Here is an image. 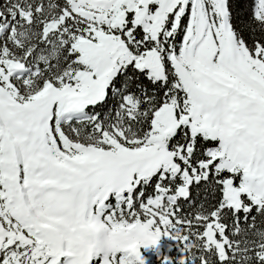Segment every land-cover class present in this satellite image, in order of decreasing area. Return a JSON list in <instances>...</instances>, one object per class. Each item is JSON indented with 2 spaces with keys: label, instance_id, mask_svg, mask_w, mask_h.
<instances>
[{
  "label": "snow or ice",
  "instance_id": "1",
  "mask_svg": "<svg viewBox=\"0 0 264 264\" xmlns=\"http://www.w3.org/2000/svg\"><path fill=\"white\" fill-rule=\"evenodd\" d=\"M0 264H264V0H0Z\"/></svg>",
  "mask_w": 264,
  "mask_h": 264
}]
</instances>
